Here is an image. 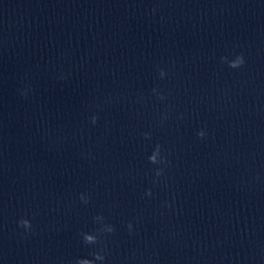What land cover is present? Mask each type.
<instances>
[{
	"label": "clouds",
	"instance_id": "9594fccd",
	"mask_svg": "<svg viewBox=\"0 0 264 264\" xmlns=\"http://www.w3.org/2000/svg\"><path fill=\"white\" fill-rule=\"evenodd\" d=\"M153 12H155V9H153ZM221 60L223 63H226L228 65V67L231 69H240L246 63L243 53L235 55L234 59H229L227 56H224L221 58ZM159 75H160V78L163 79L167 75V73L164 70H160ZM152 91H153V93H157V89H155V88ZM158 98L161 100L166 99V97L162 94H158ZM166 118L167 117H165V119ZM90 119H91L92 124H96L98 119H99V116L98 115H92L90 117ZM143 135H144L145 139L151 138L150 133H144ZM197 136L199 138H204L206 136V132L203 129H201L197 132ZM148 161L152 165H158V167H156L154 169V177H156V178L163 177L165 175V168L167 166H169L171 163L167 159L166 156L162 155V146L160 144L155 145L152 153L148 156ZM153 183H159V179H154ZM145 195L151 196L152 190L148 189L145 192ZM81 200L85 204H87L89 202L88 199L83 195H81ZM165 204L167 205V202H165ZM167 206L170 207V205H167ZM95 219L97 221H102L104 218L101 216H97V217H95ZM18 226L25 229L26 232L31 230L33 227L31 220H29L27 218H21L18 221ZM132 227H133L132 224L129 223L128 228L130 231H131ZM101 232L113 233V232H115V227L112 225H107L103 229H101ZM81 235L83 237V242L86 245H96V244L101 243V241L99 239V235H97V234L82 233ZM102 253H103V249H101L99 251H93L90 253V255L92 257L91 259L88 257L78 258L75 261V264H96V261H103L105 259V256Z\"/></svg>",
	"mask_w": 264,
	"mask_h": 264
}]
</instances>
